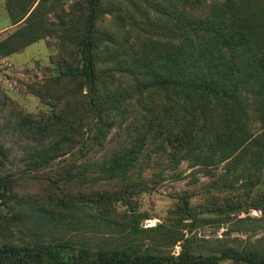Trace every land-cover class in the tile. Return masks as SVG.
Masks as SVG:
<instances>
[{
	"label": "trees",
	"instance_id": "1",
	"mask_svg": "<svg viewBox=\"0 0 264 264\" xmlns=\"http://www.w3.org/2000/svg\"><path fill=\"white\" fill-rule=\"evenodd\" d=\"M14 1L12 24L25 23L0 39V57L46 32L59 39L53 72L29 86L49 112L25 113L0 91V210L11 209L0 217L7 230L30 220L26 229L36 237L11 238L0 224V264H264V248L256 246L194 248L202 224L228 221L242 208L264 211V186L241 195L213 182L198 206L190 198L203 188L185 190L168 220L152 227L140 226L137 200L124 194L143 187L157 152L167 165L190 159L210 166L242 159L256 144L247 158L253 172L260 169L264 133L252 135L248 123L253 109L264 118V0H131L142 21L117 26L121 33L104 24L106 14L123 18L116 0H71L68 7L62 0ZM147 26L163 36L146 33ZM15 133L31 138L19 176L8 167L13 142L3 140ZM54 162L60 179L28 174ZM54 221L87 239H40L44 223ZM178 240L174 253L167 247Z\"/></svg>",
	"mask_w": 264,
	"mask_h": 264
},
{
	"label": "rangeland",
	"instance_id": "2",
	"mask_svg": "<svg viewBox=\"0 0 264 264\" xmlns=\"http://www.w3.org/2000/svg\"><path fill=\"white\" fill-rule=\"evenodd\" d=\"M9 0H0V39L6 36L11 31L15 30L19 26L23 25L25 21H22L18 25L12 24V18L8 8ZM71 0H62L63 6L68 7V3ZM114 2V0H113ZM131 0H116L115 9L117 6L121 7V14L123 18H114L112 14V20L108 14L104 19V24L113 23L114 30L117 33H121L122 30L117 26H125V28H132L135 24L142 21V17L139 15V9L136 8L137 4L130 3ZM36 3V2H35ZM34 3V4H35ZM15 4H22L20 0L13 2ZM32 8V7H31ZM118 11V10H117ZM38 15V12H37ZM54 19L51 12L49 13ZM112 25V24H111ZM145 31L150 34L163 36V32L160 30H151L149 27H145ZM155 28V27H154ZM59 35L56 32H46L43 37L29 43L28 45L14 51L9 55L0 57V91L5 92L11 98H13L19 109H22L28 114H39L41 112H49L51 106L44 103L38 94L30 90V85L41 80L47 74L53 72L54 66L50 61V56L56 51L57 41ZM252 102L253 99L249 98ZM249 101V102H250ZM8 108H5L7 111ZM160 111V109L158 110ZM157 111V112H158ZM251 111V109H250ZM162 116V115H161ZM248 128L252 135L263 136L264 133V118L258 110L253 109L252 115H250ZM165 120H170V115L164 117ZM3 120V116H0V121ZM7 138V139H6ZM31 138L15 133L11 137L7 135L3 138L6 140V144L11 142V160L12 163H8V167L11 171H16V175L19 176L18 168L24 166V162L20 160L28 149V141ZM257 145H247L244 156L242 159L235 160L233 157H229L225 160H221L216 164L210 166L200 163H191L190 159H183L178 165H167V161L159 162L162 156L159 153H154L150 165L144 169V174L147 178L144 181L143 187L138 189L129 188L125 190V195H132L137 200V210L143 217H140L139 224L143 227H152L159 222L168 220L170 211L175 206L177 196L185 190H199L215 182L221 188L229 190L238 188V193L245 195V191L252 192L255 188L264 186V161L258 171L253 172L254 168L247 156L250 157V153L255 154ZM56 160H59L56 158ZM79 159L77 162H80ZM260 164V162H255ZM161 171V174L156 172ZM28 174H36L40 177L47 179H60L61 170L56 162L54 164L44 165L38 169H31ZM159 176L160 181L152 185V179ZM249 181V182H248ZM147 183V184H146ZM146 184V186H145ZM257 186V187H256ZM236 192V191H235ZM234 192V193H235ZM208 189L203 188L201 191H196L190 198L192 205L198 206L208 197ZM244 197V196H243ZM126 208L125 204H120V210ZM138 212V213H139ZM11 213V209L3 207L0 210V214ZM232 213V212H231ZM190 219H185L189 221ZM24 224L20 222L10 223L8 230L5 228L6 221L0 217V224H2L1 231L6 232V235L11 238H17V235H22L25 238L31 236L34 240L36 237L34 234H30L26 229V224L30 220H26ZM47 222V221H46ZM32 225L34 222H31ZM22 228V230H20ZM41 235L39 238L48 241L54 236L71 237L73 240L81 243L82 240H86V234L83 230H75L72 226H68L64 222H51L49 224L44 223L41 228ZM106 232V229H102ZM185 233L187 229H184ZM16 235V236H15ZM196 239L194 240L195 251H202L207 253L210 250L217 249L223 246H230L233 248H243L256 246L264 248V211L261 208L247 207L242 208L236 213L231 214V218L228 221L216 223H204L197 228ZM35 237V238H34ZM146 242L148 239L145 240ZM182 240H178L174 245H170L167 248L174 253L180 250ZM212 264H232L230 260H222L218 263Z\"/></svg>",
	"mask_w": 264,
	"mask_h": 264
}]
</instances>
